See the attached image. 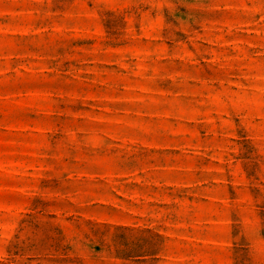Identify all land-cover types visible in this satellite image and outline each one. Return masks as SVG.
<instances>
[{
	"label": "rangeland",
	"instance_id": "374dc122",
	"mask_svg": "<svg viewBox=\"0 0 264 264\" xmlns=\"http://www.w3.org/2000/svg\"><path fill=\"white\" fill-rule=\"evenodd\" d=\"M0 264H264V0H0Z\"/></svg>",
	"mask_w": 264,
	"mask_h": 264
}]
</instances>
